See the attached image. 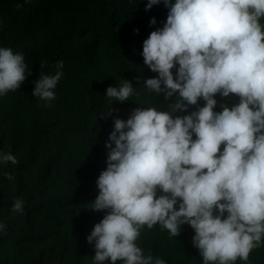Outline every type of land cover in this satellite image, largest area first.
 <instances>
[{"label": "clouds", "instance_id": "1", "mask_svg": "<svg viewBox=\"0 0 264 264\" xmlns=\"http://www.w3.org/2000/svg\"><path fill=\"white\" fill-rule=\"evenodd\" d=\"M162 2L166 21L142 51L144 64L158 75L142 82L169 103L167 110L137 107L126 120L114 118L107 167L89 207L106 213L87 236L93 264H166L136 243L145 225L157 224L171 237L190 225L203 264L247 262L264 242V0ZM160 3L148 0L145 10ZM55 68L54 75L40 74L32 92L45 107L56 98L63 61ZM30 74L22 53L0 47V96L19 89ZM217 94L239 102L215 111ZM134 95L140 93L127 79L106 89L107 98L121 103ZM190 106L195 110L175 115ZM8 162L19 163L0 152V163ZM24 204L16 198L12 212L23 214ZM6 232L0 222V233Z\"/></svg>", "mask_w": 264, "mask_h": 264}, {"label": "trees", "instance_id": "2", "mask_svg": "<svg viewBox=\"0 0 264 264\" xmlns=\"http://www.w3.org/2000/svg\"><path fill=\"white\" fill-rule=\"evenodd\" d=\"M147 2L0 0V47L22 53L31 70L19 89L0 96V152H11L19 161L0 163V222L7 225V232L0 233V264H93L94 243L87 236L106 213L89 207L99 192L98 176L107 167L105 143L114 118L126 120L137 107L167 110L169 103L142 82L158 75L144 64L143 41L163 27L168 13L162 0L148 11ZM17 3L23 8L17 10ZM153 17L156 24L150 25ZM60 60L64 75L54 90L56 98L45 107L32 95L35 81L41 73L54 75ZM125 79L140 95L123 103L107 98L106 89ZM214 98L215 111L239 102L231 94ZM193 110L190 106L175 115ZM5 172L15 179L8 180ZM16 198L25 201L23 214L11 210ZM194 235L188 224L177 237L159 224L145 225L136 243L145 255L166 264H203ZM235 264H264V242L247 262Z\"/></svg>", "mask_w": 264, "mask_h": 264}]
</instances>
